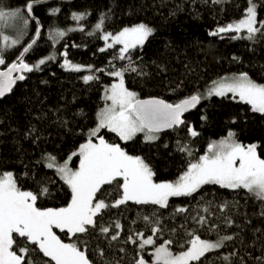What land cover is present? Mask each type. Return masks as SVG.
Masks as SVG:
<instances>
[{
  "label": "trees",
  "instance_id": "obj_1",
  "mask_svg": "<svg viewBox=\"0 0 264 264\" xmlns=\"http://www.w3.org/2000/svg\"><path fill=\"white\" fill-rule=\"evenodd\" d=\"M251 1L256 8L255 26L260 29L252 39L243 30L209 35L244 16L249 0H36L33 18L26 11L29 0H0V11L21 10L10 24L0 20V34L18 40L0 53L5 60L0 68L19 56L35 36L37 24L41 26L23 58L33 70L23 71L25 78L18 79L0 98V173L11 172L20 190L36 195L35 206L43 210L70 203L71 188L56 165L68 161L73 170L77 168L78 149L90 138L99 143L103 137L106 143L118 144L127 154L141 157L151 168L154 181L178 180L211 142L229 132L238 142H253L257 155L264 159V114L252 111L249 104L231 94L201 96L217 79L236 73H247L255 83L264 84V0ZM53 9L59 11L53 13ZM75 12L86 14L75 21ZM101 16L105 18L103 32L114 33L140 23L154 31L121 60L119 44L100 51L104 44L101 33L92 27ZM76 22L82 27L53 42V29ZM51 56L55 58L46 59ZM44 57L45 63L35 68ZM65 59L83 67L79 71L65 69ZM129 66L137 71H125L123 80L136 98L158 96L173 104L194 94L202 98L185 112L184 124L157 133L155 140H146L141 133L122 140L106 127L90 137L106 103V87L114 80L110 73ZM84 75L94 78L85 82ZM189 127L196 136L190 135ZM49 157H54V162ZM49 163L55 166L49 168ZM122 184L123 178L117 177L101 186L94 199L103 200L107 207L85 233L69 234L54 228L61 240L76 244L90 264H138L140 257L157 264L152 260L154 247L170 241V250L180 252L194 236L232 239L189 264H264V199L253 192L207 183L191 195L169 197L165 207L135 201L113 206L123 193ZM201 217L204 223L199 222ZM153 227L158 229L156 233ZM102 228L109 231L104 233ZM148 236L153 243L141 247ZM13 238V251L18 255L20 248L28 249L22 264H55L26 238L15 233Z\"/></svg>",
  "mask_w": 264,
  "mask_h": 264
},
{
  "label": "snow or ice",
  "instance_id": "obj_2",
  "mask_svg": "<svg viewBox=\"0 0 264 264\" xmlns=\"http://www.w3.org/2000/svg\"><path fill=\"white\" fill-rule=\"evenodd\" d=\"M36 0H29L26 5V11L31 16L33 4ZM219 2V0H215ZM58 9H53L55 13ZM20 9L5 13L0 11V20L7 17L16 18L20 16ZM84 14L73 13L75 21H81ZM104 17L95 24V30H101L104 24ZM24 24H27L25 19ZM264 24V22H261ZM257 24L255 5L249 0V7L246 9L244 18L235 24H229L226 27L218 28L209 35L216 36L229 31L240 32L246 29L248 39L260 31ZM82 30V29H81ZM153 29L144 23L125 27L119 33L113 35L105 33L101 38L105 40V48H111L113 44H120L119 51L121 60L126 58L129 50L137 45H143L152 35ZM57 36L63 37L65 33L56 30ZM39 35V29H37ZM91 35V33H90ZM237 38V37H233ZM111 39L112 43L107 41ZM18 43L17 39H11L8 36L0 34V53L6 48H11ZM35 43V41L33 42ZM32 45L24 48L23 52L17 58V62L12 63L7 71L0 72V97L12 89L16 80H23L25 77L20 75L14 77V72L32 71L33 67L24 63L23 56ZM101 48L100 51H105ZM66 55V53L64 54ZM54 56L46 59H54ZM5 60L0 55V64ZM45 63L41 59L35 68ZM63 67L68 70L79 71L80 65L72 64L65 59ZM125 71L136 72L135 67L112 71L110 75L119 78L118 83L111 86L110 94L107 99L111 100L110 107H106L99 113V125L96 129L90 131V137L96 136L102 127H108L111 131L117 133L122 140H130L137 132L147 131L146 140H155L152 135L163 128H172L185 123L182 119L184 112L194 108L202 98L199 94H194L181 100L176 104L166 103L160 99L139 100L136 94L128 91L124 87L123 73ZM94 77L85 76V82ZM231 92L238 94L241 101L251 106L252 111L264 114V84H258L252 81L247 73H241L233 76L227 81L221 80L214 82L213 87L208 90V95L213 94L224 96ZM203 119V117H202ZM189 133L196 136L197 133L189 127ZM234 133L229 132L227 138L218 143L208 145V153L200 156L196 163H191L188 170L174 182H153V172L148 164L139 156L128 155L119 145L108 144L103 137L99 138V143L94 144L91 138L87 143L81 144L79 149L80 166L76 171L67 168V164L57 168L62 173V178L69 185L72 191V199L67 207L58 209H39L35 206L37 196L29 191H21L13 179L11 172H5L0 176V264H22L27 248H20L17 254L13 251L15 243L13 234L26 238L28 242L39 248L45 257H49L55 264H90L85 253L74 243H64L53 232V228L61 231L67 230L69 234L85 233L87 226L94 225V217L107 207L103 200L95 201L94 197L101 186L111 183L117 177L123 178V196L115 202V205L125 203L126 201H135L137 204L152 203L167 206L169 197L186 196L196 192L203 184L215 183L221 187L237 189L244 188L264 199V159H261L255 149L256 145H249L247 148L233 141ZM75 155V153H73ZM54 162V157H49ZM54 163H49L48 167H54ZM46 192L47 189H44ZM183 211V209H178ZM145 220L148 217H144ZM204 223V218L199 219ZM120 227L119 224L116 225ZM102 232L107 233L108 228H102ZM153 233L158 231L153 227ZM142 235V234H138ZM113 240L116 236L112 237ZM231 236H225L220 241L211 242L194 236L190 241L187 251L179 255H173L165 246L161 245L155 251V260L157 264H189V261H196L206 253L219 249L223 246L225 240H231ZM153 239L149 236L144 239L141 247L152 244ZM228 260V257H224ZM138 264H145L143 259Z\"/></svg>",
  "mask_w": 264,
  "mask_h": 264
},
{
  "label": "rangeland",
  "instance_id": "obj_3",
  "mask_svg": "<svg viewBox=\"0 0 264 264\" xmlns=\"http://www.w3.org/2000/svg\"><path fill=\"white\" fill-rule=\"evenodd\" d=\"M251 3L254 5V3L251 1ZM249 4V3H248ZM248 7H249V5H248ZM247 7V8H248ZM255 10H256V8H255ZM10 12H12V11H8V13H10ZM75 13H77V14H86V12H75ZM245 14H246V10H245ZM245 14H243L244 16H245ZM244 16H242L241 18H239V19H237V20H235V21H233V22H231L230 24H235V23H237L239 20H241L242 18H244ZM16 18H18V17H16ZM16 18H12V17H7V18H5V19H3V22H6V24H10L11 22H13ZM137 25V24H136ZM95 26V25H94ZM92 27V31H94L95 30V27ZM132 26H134V25H132ZM132 26H126V27H132ZM82 27V24L81 23H78V22H76L75 24H73V25H69L68 27H66V28H64V29H53L52 30V32H53V34H52V39H54L53 40V42H56V41H58V39H60V36H57L55 33H56V30H61V31H63L64 33H66V32H68V31H70V30H72V29H78V28H81ZM125 28V27H124ZM124 28H122V29H124ZM121 29V30H122ZM120 30V31H121ZM241 30H243V31H246L247 32V30L246 29H241ZM100 33H101V37L105 34V33H111V32H103L102 30H98ZM120 31H117V32H114V33H111V34H113V35H115V34H117V33H119ZM248 33V32H247ZM103 40V48H105V44H106V42H105V40L104 39H102ZM107 43H109V44H111L112 43V41H111V39H109L108 41H107ZM120 45V44H119ZM137 46H139V45H137ZM122 47V45H120V48ZM41 59H45V57L44 58H41ZM40 59V60H41ZM39 60V61H40ZM38 61V62H39ZM81 66V65H80ZM81 67H83V66H81ZM117 70H120V69H117ZM116 71V70H115ZM239 74H241V73H236V74H233V75H231V76H228V78L227 77H225V78H222L223 80H225V81H227L229 78H231V77H233V76H238ZM84 77H85V75H84ZM222 79H217V81H215V82H219V81H221ZM119 82V78L118 77H114V80L112 81V83H110V84H108V86L106 87V90H105V93H104V97H105V99H106V103L102 106V108L100 109V111H99V113L103 110V109H105L106 107H110L111 106V104H112V102H111V100H108L106 97H107V95H109L110 94V89H111V86L114 84V83H118ZM214 83V82H213ZM213 83H211L207 88H205V90H202L203 92L201 93V96L203 97V98H206V97H209V95L207 94L208 93V90L210 89V88H212L213 87ZM259 84V83H258ZM124 87L128 90V91H130V92H133L132 90H130V89H128L126 86H125V84H124ZM133 93H135V92H133ZM226 94H231V95H234V96H237L238 98H239V95L238 94H233V93H231V92H228V93H226ZM213 95H215V94H213ZM240 99V98H239ZM98 117V125H99V115L97 116ZM107 129H109L108 127H106ZM110 130V129H109ZM138 133H141L142 135H143V137H144V139H145V136H146V134H147V131L145 130L144 132H137L136 134H138ZM136 134H135V136H136ZM152 135H155V136H157V134L156 133H152ZM227 136H228V134L226 135V136H224V137H222V138H220V139H218V140H215V141H213V142H211L212 144L213 143H218L219 141H221L222 139H225V138H227ZM119 137V136H118ZM232 139H233V141H235L236 143H239V144H241L242 146H244L245 148H247L249 145H255V144H253V142L252 143H248V144H243V143H241V142H238L234 137H232ZM87 143V142H86ZM94 144H96V143H94ZM116 145H118V144H116ZM80 149V148H79ZM79 149H78V154H79ZM206 153H208V148H207V150H206V152H204V153H202L201 155H199L197 158H195L194 160H192L191 162H190V164L191 163H196L198 160H199V158H200V156H202V155H205ZM128 155H130V156H136V155H131V154H128ZM65 164H67V168L69 169V170H71V171H76V170H78L79 169V166H80V163H79V166L77 167V168H75L74 170L68 165V161L67 162H64V163H62V164H59V165H56V169L58 168V167H60V166H63V165H65ZM188 166H189V164H188ZM188 170V167H187V169L182 173V175L186 172ZM58 172V171H57ZM4 173H0V176H2ZM59 174L62 176V173H60L59 172ZM181 176V175H180ZM177 181V180H176ZM176 181H154L153 180V182H155V183H163V182H170V183H174V182H176ZM123 190V189H122ZM248 190V189H247ZM254 194H255V192H253ZM122 196H123V193H122V195H121V197H119L118 198V200L119 199H121L122 198ZM96 200L94 199V202H95ZM98 201V200H97ZM115 201H117V200H115ZM53 232L56 234V232H55V230H54V228H53ZM58 236V235H57ZM149 237V236H148ZM147 237V238H148ZM146 238V239H147ZM192 240V239H191ZM205 240V239H204ZM221 239H219V240H206V241H211V242H217V241H220ZM62 242H64V243H72V242H68V241H63V240H61ZM161 245H165V243H162V244H160V245H158V246H156V247H154V249H153V251H152V260H153V262H156V260H155V251H156V249L157 248H159ZM167 248H168V250L173 254V255H179L181 252H184V251H187L188 250V247L190 246V243H189V246L186 248V249H184L183 251H180V252H173V251H171L170 250V248L168 247V245H165ZM13 250V249H12ZM141 259H143L144 261H145V264H150L149 262H147L144 258H142V257H140L139 258V260H141ZM138 260V261H139Z\"/></svg>",
  "mask_w": 264,
  "mask_h": 264
},
{
  "label": "water",
  "instance_id": "obj_4",
  "mask_svg": "<svg viewBox=\"0 0 264 264\" xmlns=\"http://www.w3.org/2000/svg\"><path fill=\"white\" fill-rule=\"evenodd\" d=\"M28 15V14H27ZM30 18H33V16L31 15V16H29ZM38 26H37V29H39V33H40V30H41V26L39 25V24H37ZM38 36L39 35H37V31H36V34H35V36L32 38V40L27 44V45H25V48H27L29 45H33L34 43V41H36L37 40V38H38ZM24 50V49H23ZM23 50H22V52H23ZM21 52V53H22ZM20 53V54H21ZM20 54H19V56H20ZM25 55V54H24ZM18 56V57H19ZM17 57V58H18ZM17 58H15V60L13 61V62H11L7 67H5V68H0V72H4V71H7V69H8V67L12 64V63H14V62H17ZM23 58H24V56H23ZM22 72H23V70H20V71H17V72H14L12 75L14 76V77H18V76H20V75H22ZM18 80V79H17ZM16 80V81H17ZM12 87H13V85H12ZM9 92H7L5 95H7ZM4 97V96H3ZM0 98H2V97H0ZM137 99H139V100H149V99H160V100H164L165 101V99H163V98H161V97H158V96H150V97H140V98H137ZM166 103H169V104H173V103H170L169 101H165ZM177 103V102H176ZM179 103V102H178ZM192 109V108H191ZM190 110V109H189ZM184 116H185V112L183 113V115H182V119L184 120ZM181 125H179L178 127H180ZM173 128H177V126H174V127H172V128H163V129H161L160 131H158V132H154V133H162V132H165V131H167V130H170V129H173Z\"/></svg>",
  "mask_w": 264,
  "mask_h": 264
},
{
  "label": "crops",
  "instance_id": "obj_5",
  "mask_svg": "<svg viewBox=\"0 0 264 264\" xmlns=\"http://www.w3.org/2000/svg\"><path fill=\"white\" fill-rule=\"evenodd\" d=\"M143 242V241H142Z\"/></svg>",
  "mask_w": 264,
  "mask_h": 264
}]
</instances>
